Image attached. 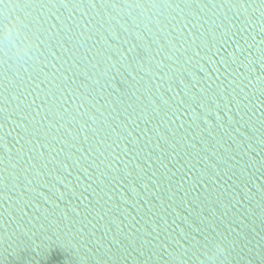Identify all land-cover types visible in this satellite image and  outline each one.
I'll use <instances>...</instances> for the list:
<instances>
[{
	"label": "water",
	"instance_id": "95a60500",
	"mask_svg": "<svg viewBox=\"0 0 264 264\" xmlns=\"http://www.w3.org/2000/svg\"><path fill=\"white\" fill-rule=\"evenodd\" d=\"M12 2L13 0H9L10 4ZM114 2L129 5L133 0H114ZM138 2L142 5H150L152 0H138ZM156 2L172 4L175 8V5H183L185 0H156ZM197 2L201 6L205 3L219 5L222 0H197ZM2 5L0 3V20H3L5 11ZM20 10L13 7L8 15H20L23 20L25 16ZM24 11L30 13L31 10ZM129 11H132L133 15L142 13L145 21L148 17L156 21L163 19V16H168L171 20L172 15L180 13L179 8L171 12L168 8L159 7L136 9L125 7L121 15ZM204 11L209 17H212V12L215 11L217 15L212 18L219 23V16H222L226 9L217 8L210 11L205 8ZM76 18L79 19V16ZM180 19L183 20L182 14ZM172 23L174 27H165L159 35H146L145 43L148 39L157 41L151 49L154 59L145 60V68L139 75L133 73L136 77L135 81L126 74H119L114 70L103 78L96 77L104 87L96 85L99 95L96 96L95 107L89 111L88 116L83 117V119L90 118L91 127L98 128L101 123L107 125L113 117L116 118V124H121L123 118L127 117L123 108L135 100V96L131 94L135 93L139 96L140 92L144 91L143 85L148 84L150 77H154L153 83L158 85V88L154 89L156 97H162L164 100L174 97L176 102H179L185 93L202 92L206 88L218 90L220 93H225V90L231 92L230 85L234 76L238 75L243 79V69L233 74L232 70L236 65L232 64L229 67L234 57L239 54L236 51L237 41L240 39L238 35L234 36L231 32L224 35L225 29L221 28L217 31L210 23L203 27L198 25L196 29L191 26L185 27L182 23L177 24L175 21ZM153 31L155 32L156 29ZM198 33L202 34L199 38H197ZM252 35L257 41L261 39L255 32ZM29 37L30 33L21 26L10 36L9 55L4 56L0 53V264H99L101 259L105 264H110L111 261H117V264H144L145 256L138 255L135 250L136 238L153 239L155 234L147 235L150 231L147 222L158 220L163 215V209L168 207L170 197L174 201L183 199V207H177L173 203L168 209V214L164 215L165 227L171 225V228L176 230L168 237V243L163 245L167 252H172L168 244H174L175 239L179 238L177 233L182 234L188 225L195 229L194 236L199 241L201 237L196 224L201 220L205 221L202 227H205L206 232L208 231L206 225L211 223L217 234L226 232L229 238L234 232L242 233L238 223L232 222L242 220L244 231L251 230L250 238H254L253 244L260 240L264 235V224L260 222L262 191L260 186L264 185V168L257 164L255 168L244 169L245 161L264 157V153L260 152V147L264 145H259L261 139H264L262 137L264 128L260 125V120H264V104H261L260 100L264 97H260L258 91L248 90L249 94L255 92L251 104L244 100L239 107L233 103L228 105L227 109L224 108V104L228 101L227 95H224L223 101L213 97L216 99V104L195 113L198 116L195 122H193V112H185L183 108L177 110L172 101L169 103L172 104L176 114L172 116L171 112L168 113L173 120L169 122L160 111L163 105L157 106L153 103L155 112L149 108L147 114L139 119H137L139 112L127 118L126 127L121 129L127 138H118V134L113 133L112 138L107 141L112 145L111 168L106 169L107 162L97 168L96 164L99 163L96 160L97 152L91 155L84 152L89 143L84 140V136L89 135L90 127H86L80 134V143L77 146L80 147L82 144L83 147L74 155L72 153L75 150L70 152L64 148V141L61 140L65 131L71 133L77 124L83 123V119L73 121L72 128L67 122H62L63 128L60 132L53 130L48 141L33 140L32 143H28L29 136L23 129L30 126L22 119L24 112L21 108L31 103L30 111L33 114L39 112L33 124L42 120L47 112V106L43 104L44 93L52 87L46 81L37 90L35 85L39 81L29 80L32 67L40 63L41 53H45L46 48L34 46L29 54L23 57L14 54L15 44ZM85 39L86 37H81L72 44L65 45V49L79 44V51L75 54L80 55L92 44V41L85 43ZM169 42L171 47L160 55H155L162 45H167ZM260 46L257 44L256 48L248 53L252 59L259 56L256 49ZM72 55L73 53L65 51V59H69ZM53 63L55 62L49 57V73L55 72ZM148 63H161V67L167 65L170 70L165 68L167 74L161 79L158 71L148 69ZM104 68L105 65H101L99 71H103ZM262 70L264 69L257 61L252 70L253 75H259ZM21 78L27 83L18 87ZM82 79L83 77H80L77 83ZM89 83L93 81L90 80ZM21 91L24 92L23 97H20ZM68 93H71V89ZM79 95L80 93H77V96ZM232 95L235 96V93ZM61 100L65 102L69 111H74L79 103V100H70L68 95ZM33 101L35 103H32ZM115 101L122 103H113ZM245 104H248V108H245ZM253 104L256 106L255 109L249 111ZM114 109H120L123 116H117ZM75 114L80 115L79 112ZM153 116L155 118L150 119ZM162 117H164L163 122H161ZM236 121L240 123L237 125ZM48 123L49 121H44L45 125ZM235 127L240 128L245 137L244 142L243 137L234 131ZM158 134L167 136L168 145L159 139ZM173 135L181 140L180 146L175 150H173L175 147ZM230 135L237 143L230 138ZM53 136L55 140L52 139ZM249 136L254 137L252 144L256 148L255 152L246 150V138ZM100 138L97 136L96 140L99 141ZM112 139H116L117 143L112 144ZM132 140L137 148H143V152L135 159L133 158L135 153L129 152V149L134 147L129 143ZM192 145H195V148L191 147ZM213 145H215L214 149ZM61 148H64V151H61ZM97 148L99 151H104L105 145L100 143ZM29 149L33 150L29 151ZM203 149L207 150L206 155L201 151ZM226 149L228 155L236 157L230 161V165H225L219 158ZM213 150L216 151V156H213ZM245 151H247L246 155ZM57 152L60 153L59 156ZM196 153H200V156ZM81 156L85 159H79ZM201 156H203L202 160ZM157 157L160 159L158 160ZM237 160L240 161L239 167L235 166ZM61 161L64 163L61 164ZM138 163L144 168L141 179H137L135 173L127 179H119V169L127 171ZM217 164L220 167H216ZM33 165L35 168L32 167ZM42 165L46 167H41ZM206 165L212 166V169L219 172L223 179L214 175L212 170L201 177ZM229 167L231 171H228ZM102 171L105 172L103 177L100 175ZM224 172H228V175H224ZM232 172L237 175L233 176ZM111 176H117V180H112ZM249 179L252 183L247 186L241 182ZM153 181L157 182L153 183ZM186 191H188L187 196H185ZM220 192H224L225 195L221 197L219 204L214 203ZM245 193L253 197L251 209L249 201L243 199ZM233 195L234 207H229L228 214L222 215L227 200ZM193 200L197 206L191 203ZM246 209L249 210L247 213ZM252 209L255 210L254 216L251 215ZM185 217H187L186 221ZM173 220L175 224L172 223ZM137 228H141L139 233L136 231ZM20 232L27 234V248L23 244L18 245L17 234ZM165 235L166 233H161L155 243H163ZM181 244L185 249L189 247L183 240ZM118 248L122 255H119L117 260L114 253ZM215 250L213 248L199 256L191 252L187 255L182 254V260L186 264H201V261L204 264H213L207 257L212 256ZM258 252L259 246H257ZM168 259L166 254L154 256L147 264H168ZM180 260L181 257H177L178 264ZM242 264H261V257L256 254L251 261L249 257H245Z\"/></svg>",
	"mask_w": 264,
	"mask_h": 264
},
{
	"label": "snow or ice",
	"instance_id": "6c2138e0",
	"mask_svg": "<svg viewBox=\"0 0 264 264\" xmlns=\"http://www.w3.org/2000/svg\"><path fill=\"white\" fill-rule=\"evenodd\" d=\"M0 3H2L5 8L10 4L9 0H0ZM11 5L18 9L31 10L30 13L23 18L22 27L26 32L36 37L35 46H43L47 49L45 53H41L42 59L40 63L32 67L29 80L33 82L39 81V83L35 85L37 90H39L40 85L44 84L46 81L52 86L44 93L43 104L47 106V112L42 120L36 121L35 124H33L39 112L33 114L30 111L32 108L31 103L21 108L24 112L22 119L30 126V128L23 129L29 136L28 143H32L33 140L41 142L48 141L49 135L53 130H55V132H60L63 128L62 122H67L69 127L72 128L73 121H78L88 116L89 111L95 107L96 96L99 95L96 91V85H100L101 88L104 87V85L100 84V79L96 77L103 78L114 70L116 73L126 74L135 81L136 77L133 76V73L135 72L139 75L145 68V60L154 59L151 49L157 41L155 39H148L147 43H145L146 35H159L165 27H174L175 25H173L172 21H175L177 24L182 23L185 27L191 26L193 29H196L198 25L203 27L210 23L215 26L217 31L221 28L225 29L226 32L224 35L229 32L234 36L238 35L240 39L237 41L238 48L236 51L239 54L234 57L229 67H231L232 64L236 65V68L232 70L233 74L243 69V79L238 75L234 76V80L230 85L231 92L225 90V93H220L218 90L206 88L202 92L190 91L185 93L183 98L179 102H176L174 97H169L168 100H164L162 97H156L154 89L158 88V85L153 83L154 77H150L148 84L143 85L144 91L140 92L139 96H136L135 93L131 94L135 96V100L123 108V112L127 113V117L123 118L121 124H116V118L113 117L112 121L107 125L101 123L100 127L96 128L89 125L90 118L83 119V123L77 124L71 133L67 131L64 132L63 137H61V140L64 141V148H67L70 152L74 149L75 152L72 153L73 155L80 152L83 147L82 144L80 147L77 146L78 143H80V134L86 127H90L89 135L84 136V140L89 141L88 147L84 149V152L89 155L93 152H97L96 160L99 161V163L96 164L97 168L100 167V164H105V162H107L106 169L111 168L112 145L108 144L107 141L112 138L113 133H117L118 138H127L124 132L121 131V129L127 125V118L139 112L140 115L137 116V119H139L147 114L149 108H152V111L155 112L156 108L153 107V103L157 106L163 105L160 111L164 113V117H166L169 122H173L172 116L176 114V111L173 110L172 104H170L169 101L175 103L177 110L183 108L185 112H193V122H195L198 118L195 113L216 104V99L223 101L224 95L228 96L227 104H224L225 109L228 108V105L233 103L239 107V104L244 100H247L248 104H251L252 96H255V92L249 94V89H255L260 93V97H264V70H262L259 75L255 76L252 71L257 61H259L261 68L264 69V0H259V2H257V0H222V3L219 5L205 3L203 6H201L197 0H185L183 5H175V8L180 9V13L172 15L171 20L168 19V16H163V19H158L156 21H153L151 17H148L147 21H145V19L142 18V13L133 15V12L129 11L121 15V12L125 7L130 9L159 7L162 9L168 8L171 12H175L173 5L162 2L157 3L156 0H152L150 5H142L138 0H133L129 5L116 3L114 0H18V2L17 0H13ZM205 8L210 11L217 8H224L226 11L222 16H219V23H217V20L212 18L215 17L217 13L213 11L212 17H209L204 11ZM201 13L203 15H201ZM181 14L183 15V20L180 19ZM77 16H79V19L76 18ZM85 17H88V19H85ZM4 19L5 18L0 20V23H2ZM81 21H83V24H81ZM149 25H151V27H149ZM233 28H235L234 32ZM153 29H156V31L154 32ZM254 32L260 35L261 39L259 41L252 35ZM200 35L202 34L198 33L197 38H199ZM81 37H86L85 43L92 41V44L84 53L80 55L75 54L79 51V44L65 49V45L72 44L73 41H77ZM240 41H243V43H240ZM257 44L261 45L256 49L259 56L256 59H252L248 53L253 48H256ZM171 46V42L167 45H162L155 55H160ZM197 47H200V45H197ZM65 51L73 53V55L69 59H65ZM196 55H199V53H196ZM49 57L55 62L52 65L53 68H55V72L52 73L48 71ZM93 61H95V63H93ZM161 63H148L147 67L149 70L158 71L161 79H163L167 74L165 68H169L170 70V67L167 65L161 67ZM226 63L228 62L226 61ZM65 65H67V67H65ZM101 65H105L103 71H99ZM69 73H71V75H69ZM41 77H43V79H41ZM80 77H83V79L77 83ZM90 80L93 81V83L90 84ZM141 80H143V77H141ZM25 83H27V81L21 78L18 87ZM105 83H107V80ZM29 87H31V85H29ZM69 89H71L70 94L68 93ZM81 89H83V92H81ZM137 91H139V89H137ZM209 92H211V95H209ZM77 93H80V95L77 96ZM232 93H235V96H233ZM65 95H68L70 100H79L74 111H69L65 106V102H62L61 98ZM23 96L24 92L21 91L20 97ZM213 97L216 99H213ZM260 102L264 104V99H261ZM32 103H35V101ZM113 103H122V101H115ZM248 104H245V108H248ZM17 107L21 106L17 105ZM217 107H219V105H217ZM255 107L256 106L253 104L249 111L254 110ZM85 108H87L88 111H81V109ZM129 109H131V111H129ZM114 111H116L117 116H123V112H121L120 109H114ZM76 112H79L80 115L77 116L75 114ZM169 112L172 113V116L168 115ZM245 115H247V112H245ZM164 117L161 118V122H163ZM154 118V116L150 117V119ZM5 119L7 120V117ZM241 119H243V117ZM45 120L49 121L47 125L44 124ZM249 122H251V117H249ZM239 123L240 121H236L237 125ZM260 125L264 128V120H260ZM234 131L243 137L244 142L245 137L240 131V128L235 127ZM101 133H103V135H101ZM97 136L101 137L99 141L96 140ZM158 136L160 140H163L164 143L168 145L169 140L166 135L158 134ZM262 137H264V133H262ZM230 138L237 143L235 138L231 137V135ZM52 139L55 140V136H53ZM172 139L175 144L173 150H175L176 147L180 146L181 140L176 139L174 135ZM246 139V150L255 152L256 148L252 144L254 137L249 136ZM92 141H95V143ZM100 143L105 145L104 151L98 150L97 145ZM116 143V139H112V144ZM129 143L134 146L132 149H129V152L135 153L133 158L139 157L140 153L143 152V148H137L133 140L129 141ZM259 145H264V139H261ZM49 146H51L50 141ZM145 147H147V144H145ZM191 147L195 148V145ZM64 148H61V151H64ZM214 148L215 145H213V149ZM32 150L33 149H29V151ZM201 151L204 152L205 155L207 154L206 149ZM260 152L264 153V146L260 147ZM59 154L60 153L57 152V156H59ZM149 154L151 155V153ZM244 154L246 155L247 151H245ZM189 155H191V153H189ZM196 155L200 156V153H196ZM216 155V151L213 150V156ZM238 155H241V153H238ZM200 158L202 160L203 156ZM219 158L225 165H230V161L236 159L235 156L227 154V149L223 154L219 155ZM31 159H35V157H31ZM79 159L83 160L85 158L81 156ZM157 159L159 160L160 157H157ZM60 163L63 164L64 161ZM257 164H259L261 168H264V157L259 160L253 158L245 161L244 169L255 168ZM235 166H240L239 160L236 161ZM32 167L35 168V165ZM41 167H46V165H42ZM216 167H220V165L217 164ZM210 170H212L213 174L219 179H223V176L220 175L219 172H215L210 165L205 166V170L201 173V177L205 176ZM143 171L144 168L141 167L139 163L136 164L134 168H129L127 171L119 169V179H127L133 176L134 173L137 179H141V172ZM228 171H231V167L228 168ZM100 175L103 177L105 172L102 171ZM108 175H111V173H108ZM224 175H228V172H224ZM232 175L236 176L237 174L232 172ZM111 178L112 180H117V176H111ZM231 178L230 176L229 179ZM237 178L239 179L238 176ZM156 182L157 181H153V183ZM241 182L245 183V186H247L252 183V180L249 179ZM260 189L262 190L260 222L264 224V185H261ZM238 191L242 190L238 189ZM187 194L188 191L185 192V196H187ZM224 195V192H220L214 203L219 204L221 202V197ZM232 199H235L234 195L231 199L227 200L222 215H227L229 207H234V205H232ZM243 199L249 201V208L251 209L253 197L245 193L243 194ZM169 201L168 207L163 209V215H161L158 220L147 222L150 229L147 235L152 236L155 234L153 239L148 240L145 237L144 240H140L138 237L136 238L135 250L138 255L145 256L144 264H147L154 256H163L165 254L169 258L168 264H178L177 257H181L179 264H186V262L182 260V254L187 255L191 252L199 256L205 251H211L213 248L216 249L220 245H223L228 252V259L224 261V264H242L245 257H249L251 261L252 257L256 254L260 255L261 264H264V235L260 237V240L257 241L256 244H253L254 238H250L251 230L244 231L245 226L242 220L232 221L233 223H238V226L242 229V233L234 232L231 238L227 236L226 232L217 234L216 230L212 228L211 223L206 225L208 229L206 232L205 227H202L205 221L201 220L200 223L196 224V229L199 230L201 237L199 241H197L194 236L195 229H193L191 225H188L182 234L177 233L179 238L175 239L174 244H168V246L172 248V252H167V249H165L163 245L164 243H168V237L176 230L172 229L171 225L165 227L166 222L164 221V215L168 214V209L172 207L173 203H175L177 207H183V199L174 201L170 197ZM203 202L205 201H202V203ZM191 203L196 205L195 200L191 201ZM248 211L249 210L246 209V213ZM251 215H255L254 209H252ZM246 218L249 217L246 216ZM184 220L186 221L187 217H185ZM137 223L140 222L137 221ZM172 223L175 224V220H173ZM193 223L196 222L193 221ZM136 231L139 233L141 228H137ZM161 233H166L165 240L161 244H156L155 241L159 239ZM17 235L18 245L23 244L24 247L27 248V234L20 232ZM181 240L189 245L187 249L183 247ZM225 241H227V243H225ZM257 246H259L258 253ZM145 249L147 250L145 251ZM114 255L117 256L118 260L119 255H122L121 250L118 248ZM209 261L211 262V260ZM99 264H105V261L101 259ZM110 264H117V261H111Z\"/></svg>",
	"mask_w": 264,
	"mask_h": 264
},
{
	"label": "clouds",
	"instance_id": "9594fccd",
	"mask_svg": "<svg viewBox=\"0 0 264 264\" xmlns=\"http://www.w3.org/2000/svg\"><path fill=\"white\" fill-rule=\"evenodd\" d=\"M5 11L3 12L4 21L0 23V35H2V40H0V53H2L4 56L9 55V40L11 34L18 30L22 26V19L20 15L15 16H9V10L13 9V6L11 4H8L7 8L2 5ZM21 14L23 16H26L28 13L24 10H20ZM36 43V37L30 34L29 38H26L23 41H20L19 43L15 44V55L17 57H23L27 56L30 52V50L35 46ZM208 260H211L213 264H224V261L228 259V252L227 249L220 245L216 248L215 252L212 256L207 257ZM201 264H204L203 261H201Z\"/></svg>",
	"mask_w": 264,
	"mask_h": 264
}]
</instances>
